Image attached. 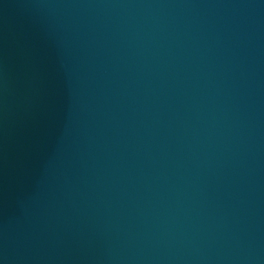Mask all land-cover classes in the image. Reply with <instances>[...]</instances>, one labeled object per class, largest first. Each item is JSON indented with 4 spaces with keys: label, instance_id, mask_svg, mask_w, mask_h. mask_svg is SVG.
I'll list each match as a JSON object with an SVG mask.
<instances>
[{
    "label": "water",
    "instance_id": "obj_1",
    "mask_svg": "<svg viewBox=\"0 0 264 264\" xmlns=\"http://www.w3.org/2000/svg\"><path fill=\"white\" fill-rule=\"evenodd\" d=\"M0 264H264V0H0Z\"/></svg>",
    "mask_w": 264,
    "mask_h": 264
}]
</instances>
